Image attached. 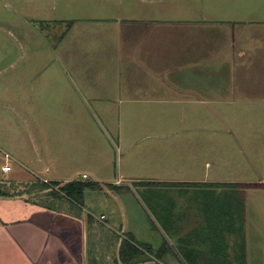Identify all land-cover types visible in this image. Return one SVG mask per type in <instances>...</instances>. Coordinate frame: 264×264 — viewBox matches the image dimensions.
Returning a JSON list of instances; mask_svg holds the SVG:
<instances>
[{
    "label": "crops",
    "instance_id": "1",
    "mask_svg": "<svg viewBox=\"0 0 264 264\" xmlns=\"http://www.w3.org/2000/svg\"><path fill=\"white\" fill-rule=\"evenodd\" d=\"M98 4L103 14L110 12L117 23L110 28L129 37L123 41L118 36L114 42L119 48L117 63L126 61L122 60V52L130 58L126 70L108 75L111 81H101L107 80L103 75L93 81L97 84L92 86L101 85L102 91L86 89L89 101L105 105L97 107L103 111L110 103L120 111L134 104L138 111L163 112V116L147 114V132L144 126L141 134L133 135L134 125L131 134H118V145L126 154L120 177L115 178L114 154H107L111 148L104 137L102 144L108 152L92 159L89 150L72 152L64 140L55 137L52 126L54 150L50 165L39 154L36 157L47 172L41 180L67 181L71 178L63 175L77 174L83 179L119 185H128L129 179L177 182L175 200L164 201L169 209L155 204L157 215L171 224V238L154 225L158 222L148 209L139 212L146 216L149 226L146 236L128 230L138 241L150 243L155 249L164 236L168 238L177 255L164 251L159 264H264V185L245 184L264 182L259 177L264 178V173H257L261 166L251 162L264 156V0H91L90 7ZM122 19L127 23L120 22ZM255 35L258 37L252 42L257 50L244 57L245 47ZM123 44L127 47L124 51ZM12 65H0V96L17 83L22 102L19 109L28 104L29 110L30 101L40 96L37 88L42 89L43 78L37 73L5 72ZM54 75L51 87H73L65 72L56 71ZM108 94L118 96L110 98ZM88 99L84 96L85 106L90 105ZM146 103L154 105L148 107ZM17 117L27 120L20 111ZM157 127L164 133L156 132ZM174 127L180 128L179 134L172 135ZM220 128L222 131H218ZM72 159L81 164L74 165ZM236 171L254 175H232ZM48 185L41 186L42 191L54 194L57 187ZM135 204L131 211H135ZM48 208L62 217L56 223L67 221L65 216L71 222L80 219L81 230L0 231V264H112L125 233L119 232L116 241L108 244L107 233L93 229L101 215L107 219L105 208L91 212V218L79 215L78 210L63 212L52 205ZM122 216L119 210L118 223L125 222ZM40 220L31 219L30 223ZM111 246L114 256L110 251L107 257Z\"/></svg>",
    "mask_w": 264,
    "mask_h": 264
},
{
    "label": "rangeland",
    "instance_id": "2",
    "mask_svg": "<svg viewBox=\"0 0 264 264\" xmlns=\"http://www.w3.org/2000/svg\"><path fill=\"white\" fill-rule=\"evenodd\" d=\"M90 2L91 0H0V65L13 63L5 72L14 75L37 73L43 78L42 89L37 88L40 96L30 101L29 110L28 104H25V108L19 109L22 102L21 93L17 91L19 89L17 83L11 85L10 90L0 96V231L19 232L35 229L64 232L71 230L77 233L81 230L80 219L71 222L65 216L67 221L62 224L56 223L61 216L57 210H49V205H52L63 212L78 210V214H83L86 218L88 211L91 214L105 208L103 212L107 219L97 220L96 228L93 229L105 231L108 244L116 241L119 232L128 234V230L135 231L141 237H145L148 232L146 216L139 214L146 213L145 209H148L141 199L145 187L139 183L141 179L128 178V186L122 184L115 189L107 186L101 190L87 189L81 204L60 195L59 191L51 195L49 190L42 191L41 188L43 186L41 179L47 172L43 171V163L38 162L36 157L39 154L42 161L50 165L49 157L54 150L51 141L52 126L56 130L55 137L60 142L64 140L72 152L73 149L77 154L89 150L88 155H91L92 159H99L108 152L102 144L104 137L111 148L107 154L111 152L114 154L115 165L112 175L115 178L120 177L126 154L118 145V134L122 133L124 136L131 134L130 129L134 125L136 128L132 129L133 135L141 134L144 126L147 132L146 128L149 126L147 114L151 117L161 113L163 116V112L138 111L133 108L134 104L130 105L131 108L120 111L115 110L116 105L110 103V107L103 111L97 107L105 105L89 101L86 89L95 88L92 85L97 83L93 81L96 78L100 79L99 75L107 78V80L102 78L101 81H111L108 75L114 76L115 73L126 70V63L130 58L128 53L124 55L122 52V60L126 61L117 63L119 48L114 46V42L118 36L123 41L129 40V37L123 36L122 32H116L115 27L110 28V25L117 24L112 20L110 12L103 14L104 10L99 4L90 7ZM120 22L127 23L125 19ZM248 32L251 33L249 29ZM252 37L242 54L244 57L254 54L257 50L252 41L258 36ZM122 49L123 51L127 49L125 44L122 45ZM56 71L65 72L74 89L64 88L60 84L59 87H51V84L55 83ZM94 91L96 93L102 91L101 85ZM84 96L90 105H84ZM107 96L111 98L118 95ZM26 99L29 100V97ZM146 105L153 107L154 104ZM19 111L27 118L26 122L18 119ZM154 120L155 118L150 119V122ZM174 128L176 129L172 135L179 134V127ZM218 131H222L221 128ZM156 132L164 133L160 127L156 128ZM205 132L201 131L200 134H207ZM81 141L85 142L84 146ZM6 153L9 154L8 157H5ZM61 159L60 157V162ZM253 159L251 162H258L261 166L258 175H263L261 172L264 173V156L261 159ZM73 160L74 165L80 163V160ZM4 164L9 165L10 169L2 170ZM85 166L86 164L83 165ZM233 173L232 175L239 173L246 178L254 175L252 172ZM62 177L81 178L77 174H66ZM259 177L264 179L263 176ZM149 180L145 181L149 182L148 188L154 195H167L170 201L175 200L179 192L178 186L171 185L172 182ZM27 186L28 189H25ZM55 193H58V198ZM103 202L106 205H103ZM99 203L101 207L97 208ZM134 203L135 211H131ZM119 210L124 213L120 218L125 221L123 223H118ZM37 218L41 219L40 222L30 223L31 219ZM138 220L144 222L138 223ZM74 241L77 242V238ZM113 247L108 248L107 257L110 251L114 256ZM72 252L73 249L69 253Z\"/></svg>",
    "mask_w": 264,
    "mask_h": 264
},
{
    "label": "trees",
    "instance_id": "3",
    "mask_svg": "<svg viewBox=\"0 0 264 264\" xmlns=\"http://www.w3.org/2000/svg\"><path fill=\"white\" fill-rule=\"evenodd\" d=\"M47 183L52 185L53 187H57L56 191L57 192L59 191V193H61L60 195H63L64 197L74 202H77L79 204H81L82 201L84 200V194L87 189L101 190L104 186L115 189L116 187L121 186V185H116L115 183H112V182L100 183L99 181H95L92 179L91 180L83 179V178H74V179L67 180V181H57V180L51 181L50 180L48 182H43V185H48ZM139 183L145 186L142 191L144 192L143 193L144 195L141 197V199L145 202L146 206L148 207V209L151 211V213L154 215L155 219L158 222L157 224L155 223L154 225L158 229H162V231H164L168 235V237L171 238L172 237L170 234L171 224L165 222L164 220L165 218L163 219L161 215H157V211H156L157 207H155L156 206L155 204H160L164 206L166 209H169V207L167 206L168 204L166 202H170L171 199L167 195H158V196L154 195L152 191L148 188L149 186L148 181H145V182L140 181ZM178 184L179 183L177 182H172L171 185H178ZM245 184L248 186L264 185V182H248ZM50 185L48 186L50 187ZM164 203H166V206ZM91 217L92 215L88 214V218H91ZM177 248H178V245H177ZM170 250L173 251L177 255V252L173 250L166 236L163 237V241L160 247L155 249L154 246L151 245L150 243L138 241L134 236L128 233V234H125L124 238H122L120 242L118 254L113 259L112 264H159L158 261H163L164 259V256H163L164 253ZM183 256L187 260L184 254ZM240 259H241V262L245 261L244 254L240 256Z\"/></svg>",
    "mask_w": 264,
    "mask_h": 264
},
{
    "label": "built area",
    "instance_id": "4",
    "mask_svg": "<svg viewBox=\"0 0 264 264\" xmlns=\"http://www.w3.org/2000/svg\"><path fill=\"white\" fill-rule=\"evenodd\" d=\"M6 156H8V155H6ZM10 169V166L9 165H7V164H4L3 166H2V170H9ZM83 177L85 178V177H87V175L86 174H83ZM104 218V215H101L100 216V219H103Z\"/></svg>",
    "mask_w": 264,
    "mask_h": 264
}]
</instances>
